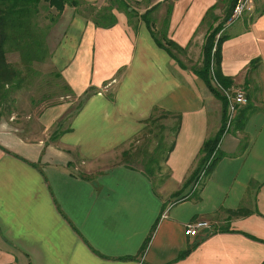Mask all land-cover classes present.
<instances>
[{"label": "crops", "instance_id": "0c3cea01", "mask_svg": "<svg viewBox=\"0 0 264 264\" xmlns=\"http://www.w3.org/2000/svg\"><path fill=\"white\" fill-rule=\"evenodd\" d=\"M136 2L143 9L133 24L114 10L117 23L107 29L65 8L62 18L79 31L72 55H58L68 101L40 111L46 134L58 125L56 140L0 127V264H264V0L224 29L223 83L248 102L225 125L218 161L196 190L200 150L224 126V106L193 69L155 45L141 15L154 7L156 23L165 7L164 33L184 50L220 0ZM158 113L177 121L166 159L150 173L113 163L154 133L149 120ZM198 220L212 230L185 236Z\"/></svg>", "mask_w": 264, "mask_h": 264}, {"label": "rangeland", "instance_id": "374dc122", "mask_svg": "<svg viewBox=\"0 0 264 264\" xmlns=\"http://www.w3.org/2000/svg\"><path fill=\"white\" fill-rule=\"evenodd\" d=\"M126 1L134 12H139L143 9L142 4L137 3L136 0ZM227 2L228 1L220 0L216 8L222 7V9H215L212 12V17L210 16L199 30V35H201V37L187 49L178 51L168 45V41L170 40L164 33L165 29L164 27L162 28L163 25L161 21L162 17L165 15V7L160 10L162 17L156 23V17L150 15V18L154 19L155 23L153 35L163 46H166L171 51L173 57L179 60L181 65L185 66L187 69H199L203 65L202 47L205 36L207 33L211 32L212 29H216L223 23L225 12L229 7V3ZM108 4V0H102L100 3L96 4L95 7L99 9ZM85 8L88 7L82 5L79 7V10L83 11ZM83 14L84 16L91 17L88 11ZM51 18H56L55 10L51 9L47 11L40 9L35 19L38 31L43 35V43L39 52L40 57L43 58L42 61H35L27 68L22 64L18 52H9L6 55L7 62L19 70L21 75L19 76V81L17 80V86L13 83V85L9 87L6 86L4 91H0V127L15 129L25 138L29 137L30 139L43 138L44 134H46L41 122L43 112L40 111L51 104L55 105L68 101V98H66L67 90L62 85V82L56 78V74L58 73V55L59 52L62 51H64V56L66 57L72 55L78 40L79 31L76 30L77 26L70 27V23L67 25V19H63L62 16L59 19L56 18L54 22L50 20ZM230 20L231 17L224 23L221 29L223 34L226 26L233 23L230 22ZM130 22L133 24L135 20H131ZM62 34H64L63 39H61ZM163 38L166 41H163ZM200 40L202 43H200ZM6 50L8 51L9 48H6ZM211 67L213 69L215 68L214 65H211ZM212 84L215 85L214 82ZM5 90L8 92H5ZM78 103L79 101L74 102L73 107L77 106ZM159 114L160 113L155 117L154 126H157V128L154 130V133L151 135L142 134L137 139L138 142H133L130 148H125L130 154L128 156H122V153L116 156V158L111 160L113 163H119L120 161L123 163L125 160L130 165L142 169L143 164L148 161L150 157H154V149L158 145V149L156 150L158 155L155 156V159L160 162L161 159L163 160L165 158L166 151L173 140V130L176 127L177 121L173 117H161ZM227 121L228 119H226L225 125L228 124ZM56 127H58V125L49 129V133L46 134L47 139H49L52 132L56 130ZM120 152L121 150H118L116 152L117 155ZM143 152L146 153L143 154ZM80 168L81 167H79L78 171L82 172ZM200 172L197 176H199ZM165 174V171H162L154 175L153 182L155 185H159L162 178L165 179ZM195 182L196 180L193 182V186ZM201 183L196 189H198Z\"/></svg>", "mask_w": 264, "mask_h": 264}, {"label": "trees", "instance_id": "16d2710c", "mask_svg": "<svg viewBox=\"0 0 264 264\" xmlns=\"http://www.w3.org/2000/svg\"><path fill=\"white\" fill-rule=\"evenodd\" d=\"M109 4L103 7H95L93 4L79 1V0H0V91L5 89L6 86L14 85L17 86V80L19 79L20 71L13 67L10 63L7 62L6 55L9 52H18L20 55L22 64L25 65L27 68L29 65L35 61H42L43 58L40 57V49L43 43V35H41L37 28V23L35 21L37 15L42 10H55L56 11V18H61L64 10L66 7L74 8L75 11L81 15L83 13H90L91 17L88 19L91 22L100 28H111L116 23V16L114 14V10H119L125 12L131 21L133 18V10H129L130 7L126 0H108ZM236 0H231L229 3V7L225 12L224 21L220 26L216 29H212L211 32L207 33L205 36L204 44L202 47V56H203V65L199 69H193V73L200 78L207 88L212 92L214 96L219 98L222 101L224 106V114H223V122L224 126L219 131V134L210 140H206L202 148L200 150V155L203 157L200 160V164L198 169L205 168L207 166L206 176L209 172L213 169L215 164L218 161L216 158V150L219 139L225 129V123L227 119V112L228 106L225 97L222 94V91H227L226 85L223 83L224 78L220 73L219 63L221 60L220 56V47L222 42L225 40L226 36L221 32V29L224 23L231 17L232 10L234 7ZM87 6L83 11L79 10L80 6ZM154 7L147 10L144 14L141 15V21L146 25L151 33V37L155 45L165 52L168 53L173 59H176L171 54V51L153 35L154 31L152 30V20L150 18L151 13L154 11ZM216 9V7L211 8L205 15L202 24H205L208 18L212 17V12ZM87 17V16H85ZM56 18H51L50 20L54 22ZM215 21V20H214ZM163 41H166L163 38ZM168 45L175 50L182 51L175 43L172 41H168ZM6 48H9L7 51ZM176 61L180 64L179 60ZM211 65H214L215 68L213 69ZM182 66V65H181ZM56 78L59 79L58 73L56 74ZM19 81V80H18ZM227 81V80H226ZM219 85L220 91L216 87L213 86L212 83ZM5 92H8L5 90ZM4 95V94H3ZM2 95V96H3ZM87 95V94H85ZM5 98V97H3ZM82 100L80 101L81 104ZM163 115H169L167 113H163ZM151 123H155V119L151 118ZM246 121V115L243 116L240 123L244 124ZM61 134V131L56 130L51 135V140H56ZM159 146V145H158ZM173 148V143L169 146L167 153ZM156 147L153 153L154 157H150L148 161L143 164V171L145 173H150L152 170L153 165H155V156L158 153ZM166 159V156L164 160ZM209 164L207 165V163ZM198 171V170H197ZM194 174V181L197 179L198 172ZM205 176V177H206ZM192 179V180H193ZM205 179V178H204ZM239 212H233V215H240ZM145 243L141 250L144 251L146 247ZM188 252V251H187ZM186 252V253H187ZM185 253V254H186ZM184 254V255H185Z\"/></svg>", "mask_w": 264, "mask_h": 264}, {"label": "built area", "instance_id": "2783aa9c", "mask_svg": "<svg viewBox=\"0 0 264 264\" xmlns=\"http://www.w3.org/2000/svg\"><path fill=\"white\" fill-rule=\"evenodd\" d=\"M252 7H253V0H236L233 10H232L230 22H234L240 19L245 13L252 10ZM222 93L227 101V106H228L227 126H229L236 112V108L239 106L246 105L248 100H247L245 93L242 90H237L234 92L223 91ZM208 164L209 162L207 163V165ZM206 168L207 166L205 165V168L202 169L199 176L197 177L195 185H194V189H196V187L201 182H203L206 176V171H207ZM209 230H212V226L209 222L198 220V221L187 223L184 227V234L187 237L194 238L200 235L201 233L205 231H209Z\"/></svg>", "mask_w": 264, "mask_h": 264}]
</instances>
